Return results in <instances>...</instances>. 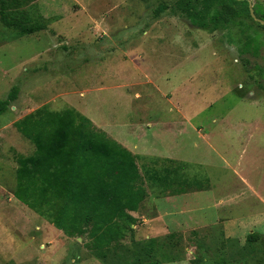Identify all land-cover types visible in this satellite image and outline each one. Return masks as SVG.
Masks as SVG:
<instances>
[{
	"label": "rangeland",
	"instance_id": "1",
	"mask_svg": "<svg viewBox=\"0 0 264 264\" xmlns=\"http://www.w3.org/2000/svg\"><path fill=\"white\" fill-rule=\"evenodd\" d=\"M179 1L28 0L11 7L10 16L42 22L45 29L18 35L0 22V99L13 86L19 89L16 100L0 115V264H264V214H256L264 207L258 202L256 210L248 208L257 201L240 191L235 176L249 173L259 178L258 172H264V25L239 13L226 26L202 29L180 15ZM190 1L201 7L200 0ZM249 1L256 17L264 20V0ZM159 6L166 9L158 12ZM220 8L214 3L210 11ZM148 29L163 33L165 40L146 39L151 37L143 34ZM143 41L165 43V52L154 60L155 68L148 74L135 69L131 58ZM105 58L110 69L104 81L108 89L101 95L100 112L96 110L103 120L117 125L133 117L127 110L133 106L132 96L123 98L122 90L111 86L134 82L128 86L140 96L134 103L146 107L139 115L179 123L176 141L158 146L191 158L203 157L206 163L138 158L147 196L136 211L132 230L101 258L85 248V236L67 238L10 194L15 186L14 156L32 149L25 147L21 154L20 145L27 139L14 122L41 106L57 111L68 108L70 101L84 110V102H93L86 91L90 85L86 73L89 66L103 69L106 63L100 65V60ZM145 78L158 82L167 99L150 84L139 83ZM74 86L83 90L81 95L73 94ZM176 104L188 120L179 119L172 109ZM197 131L210 134V143L221 157L213 154ZM213 131L226 134L217 137ZM249 131H254L250 141ZM164 169L175 170L185 190L204 187L208 178L214 192L186 206L195 216L168 220L169 230L154 233L148 230L152 217L148 193L155 187L157 197H162L177 188L161 192L147 178L153 171L163 175ZM219 197L233 206L216 209L213 204ZM162 205L166 213L173 212L163 201ZM224 225L232 230L229 238L224 237ZM252 232L262 235L247 243L246 235ZM152 235L156 242L150 245Z\"/></svg>",
	"mask_w": 264,
	"mask_h": 264
},
{
	"label": "trees",
	"instance_id": "2",
	"mask_svg": "<svg viewBox=\"0 0 264 264\" xmlns=\"http://www.w3.org/2000/svg\"><path fill=\"white\" fill-rule=\"evenodd\" d=\"M27 1L0 0V22L18 35L45 29L42 22H25L10 16L11 7ZM200 1V8L192 6L190 0L179 1L176 8L202 29L226 26L239 13L250 16L247 0ZM214 3L221 8L210 11ZM158 8L161 12L166 6ZM244 50L247 48L241 53ZM18 92V87L13 86L0 99V115L16 100ZM14 127L35 150L28 156H14L17 167L13 196L67 237L85 236V248L105 258L106 250L132 230L136 217L130 212H136L147 196L144 177L136 163L139 157L95 128L74 108L56 111L41 106L15 121ZM162 161L173 163L169 159ZM147 178L161 192L173 186L177 188L168 191L169 194L184 192L180 187L184 181L178 179L175 170L164 169L163 175L153 171ZM260 237V233L252 232L245 240L253 243ZM155 242V238L148 241L150 245Z\"/></svg>",
	"mask_w": 264,
	"mask_h": 264
},
{
	"label": "crops",
	"instance_id": "3",
	"mask_svg": "<svg viewBox=\"0 0 264 264\" xmlns=\"http://www.w3.org/2000/svg\"><path fill=\"white\" fill-rule=\"evenodd\" d=\"M143 34L145 37L151 35V37L146 38L148 40H153V41H158L162 39L165 40L164 34L161 32L152 33V30L151 32L149 30V32L144 31ZM151 44L152 45H150V43H147L145 41L140 42L138 44L139 48L137 49V53L131 56V58H133L132 61L136 65L135 69L141 70L144 74L145 73L148 74L150 70H153L155 68L154 64L152 63H155L154 60L159 58L161 52H165V49H163L165 43L153 44L152 42ZM99 55L100 57H102L103 55H105V53H99ZM146 55H150V59ZM101 61H104V63H106L103 69L101 68L97 69L95 66H89L90 71L87 72L85 76L88 84H90L89 87L86 88V91L89 92L91 96H93L91 99L93 102L91 103L84 102L83 104L86 105L87 107H85V109L82 110L77 104H72L73 102L71 103L70 101L68 108H74L75 110L83 114L85 117H87L92 122L95 128L103 131L107 136H109L110 138H112L113 140L121 144L124 148H126L132 154L137 155L139 158H142L144 156H149V158H151L153 161L169 159L173 161V163L205 166L206 161L204 159H201L203 157L191 158V157H188L187 155H184L180 151L172 152V151H169V148H165L164 146H158V144L161 145V144H165L166 142L169 143L171 141L172 142L176 141V139L178 138L181 132V131H175L178 128L177 125H179V123H177L176 125V123H174L175 121L173 120L168 122L165 119L155 118L154 116L149 120H145L144 114L139 115V113H141L142 111L144 112L146 107H141L140 105H138V103L136 104L134 103V100H140V96L137 94L135 89L128 88V86L134 84V82H130V83L129 82H125V83L116 82V84L111 86V88H114V89H121L122 90L121 95L123 96V98L125 97L128 98L129 96L130 97L132 96L131 100H132V104L134 107L132 106L131 108H128L127 110H129V113L131 112L133 113V117H131L130 119L127 118L125 119L124 123H120L117 125L109 124L108 122H105L103 120L104 118L101 116L102 114L97 113V111L100 112V107H101L100 104H101V101H103L101 98V95L104 91L108 89L107 85L104 84V81L106 82L107 76H108L107 75L108 70L110 69L108 68L107 58H105L104 60H100V65H101ZM98 75L100 76V78H97ZM166 80L168 81L167 77L164 78V81ZM143 82L150 84V87L153 86L157 90L158 94H160L159 95L160 97L167 99V95H165V92L162 91L161 89L162 86L159 85L158 82H153L152 79H146V78L142 81H139V83H143ZM82 91L83 90H76V87L74 86V90L72 92L75 95L78 93L79 95H81ZM131 93L133 94L131 95ZM92 103L98 104V105L92 106L91 105ZM173 108L177 110L176 111L177 115L181 121H186L189 119L188 116H186V114L183 112V109L178 106V104H176V107L172 106V109ZM169 109H171V103H170ZM197 132L199 133L198 137L201 140L206 141L209 144V146H212L210 143L211 141L210 134L202 133V131H197ZM253 132L254 131L252 132L249 131V135H250L249 141L252 139ZM262 132L264 133V131ZM211 134L217 137L224 136L226 134V131H213ZM28 146L32 148L31 152L23 156L31 155L34 152L35 150L34 145L29 140H27V141H23L20 145L21 150L20 149L19 150L21 154L24 152L22 150H24V148ZM214 148H215L214 146L211 147V150L214 152L213 154H215L218 157H221V155ZM16 167H17V164H16ZM258 175H260L259 178L252 177L249 173L244 174V176L235 175L237 177V180L240 183V191L243 192L245 195H247L249 198L255 199L257 201V202H253L248 207L250 210H256L258 202H259V205H263L264 207V172L263 170L258 172ZM152 189L153 190L148 193L149 195L148 196V200H149L148 207L150 209V213L152 214V217L149 219L148 230L154 233L159 232L161 230H165V231L169 230L168 220L176 219V217L195 216L192 213V210L187 209L186 206L191 202H195L194 199L196 200L200 196L208 198V194H211L214 192L213 190L214 186L213 184H211L208 178H206V184L204 187L197 188L193 191L185 190L183 188L184 192H181L179 194H174V195H171L169 194V192H166L167 194H164V196L157 197L156 188L153 187ZM244 194L241 193L242 196ZM10 195L12 198H14L13 191ZM161 200L164 203H166V205H168V207H170L171 210H173V212L166 213L164 211L166 208H163ZM222 201L224 200H222V198L219 197V200H217V202L213 204L216 207V209L226 208V207L230 208L231 206H233L231 203L230 204L223 203ZM234 205L236 206L235 203ZM260 210L256 212V214H261V215L264 214V208L262 209V211ZM130 214L133 215L134 217L137 216V212H130ZM187 214H190V215H187ZM43 220L48 224V227H51V225H53L49 223L46 219L42 218L41 221L43 222ZM222 227L224 228L223 229L224 237L229 238V235L232 230H226V227H229L226 225ZM222 227L219 226L217 228L221 230ZM58 231L62 233L61 230L58 229ZM152 236L153 238H155L154 235ZM67 238H70V237H67Z\"/></svg>",
	"mask_w": 264,
	"mask_h": 264
},
{
	"label": "water",
	"instance_id": "4",
	"mask_svg": "<svg viewBox=\"0 0 264 264\" xmlns=\"http://www.w3.org/2000/svg\"><path fill=\"white\" fill-rule=\"evenodd\" d=\"M247 1H248V6H249V13H250V16H251L255 21H257V22H259L260 24H263V25H264V20H261V19H259V18L256 17V15L254 14V11H253V9H252V5H251L250 1H249V0H247Z\"/></svg>",
	"mask_w": 264,
	"mask_h": 264
}]
</instances>
